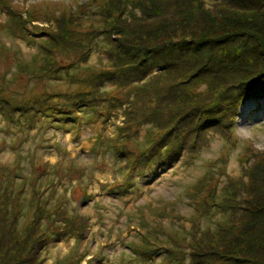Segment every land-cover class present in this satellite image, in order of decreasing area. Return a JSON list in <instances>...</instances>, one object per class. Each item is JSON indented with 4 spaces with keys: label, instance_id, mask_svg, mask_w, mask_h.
Here are the masks:
<instances>
[{
    "label": "rangeland",
    "instance_id": "obj_1",
    "mask_svg": "<svg viewBox=\"0 0 264 264\" xmlns=\"http://www.w3.org/2000/svg\"><path fill=\"white\" fill-rule=\"evenodd\" d=\"M80 257L264 264V0H0V264Z\"/></svg>",
    "mask_w": 264,
    "mask_h": 264
},
{
    "label": "trees",
    "instance_id": "obj_2",
    "mask_svg": "<svg viewBox=\"0 0 264 264\" xmlns=\"http://www.w3.org/2000/svg\"><path fill=\"white\" fill-rule=\"evenodd\" d=\"M69 201V200H68ZM49 223H48V227H49ZM145 247H147L146 245H147V243L146 244H143ZM81 261H82V257H80L74 264H80L81 263Z\"/></svg>",
    "mask_w": 264,
    "mask_h": 264
}]
</instances>
